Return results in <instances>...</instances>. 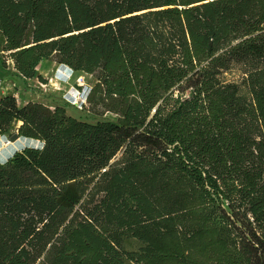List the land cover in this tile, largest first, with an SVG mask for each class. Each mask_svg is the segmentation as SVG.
<instances>
[{"label":"trees","instance_id":"trees-1","mask_svg":"<svg viewBox=\"0 0 264 264\" xmlns=\"http://www.w3.org/2000/svg\"><path fill=\"white\" fill-rule=\"evenodd\" d=\"M7 59L117 119L0 94V264H264V0H0Z\"/></svg>","mask_w":264,"mask_h":264},{"label":"rangeland","instance_id":"rangeland-1","mask_svg":"<svg viewBox=\"0 0 264 264\" xmlns=\"http://www.w3.org/2000/svg\"><path fill=\"white\" fill-rule=\"evenodd\" d=\"M15 73L16 69L11 59H7L5 67L0 65V94L14 95L20 106L33 101L53 108L65 107L68 114L90 122L99 119H117V115L110 112L102 116L94 115L89 110L88 102L80 105L79 101H75L80 95L79 90L82 92V88H85L87 94L88 89L94 85L96 79L91 74L76 71L68 65L53 59H43L37 67V74L43 76L44 81L37 76L25 78ZM240 73L238 69H235L231 74H227V77L229 79H239ZM80 84H83V86H80ZM16 132L19 133L16 129L0 137V161L6 162L16 151L23 149L17 147L11 150L12 155L4 157L3 150L9 148V146L4 145V142L8 139L11 140L10 136ZM21 139L23 138L21 137ZM40 143L35 142L34 144L40 145ZM141 245L142 242L135 237H126L124 240V246L128 250H139Z\"/></svg>","mask_w":264,"mask_h":264},{"label":"bare ground","instance_id":"bare-ground-1","mask_svg":"<svg viewBox=\"0 0 264 264\" xmlns=\"http://www.w3.org/2000/svg\"><path fill=\"white\" fill-rule=\"evenodd\" d=\"M21 137L23 138V139H21ZM18 140H16V141H12V140H6V142H4V145L5 146H9V148H7V149H5V150H3V152H4V157L5 156H10V155H12L11 154V150H14L15 148H17V147H21V148H25V147H27V146H35V147H40V146H42L43 145V143L41 142L40 143V145H35L34 143L36 142H40L39 140H36V139H33V138H28V137H23V136H21ZM31 141V142H30ZM34 144V145H33Z\"/></svg>","mask_w":264,"mask_h":264},{"label":"built area","instance_id":"built-area-1","mask_svg":"<svg viewBox=\"0 0 264 264\" xmlns=\"http://www.w3.org/2000/svg\"><path fill=\"white\" fill-rule=\"evenodd\" d=\"M80 86H83V84H80ZM79 90V89H78ZM79 97L75 100L76 102H80V105L82 104H86L87 100H86V89L82 88V92L81 90H79Z\"/></svg>","mask_w":264,"mask_h":264},{"label":"water","instance_id":"water-1","mask_svg":"<svg viewBox=\"0 0 264 264\" xmlns=\"http://www.w3.org/2000/svg\"><path fill=\"white\" fill-rule=\"evenodd\" d=\"M21 136L19 135V133H13L11 136H10V139L12 140V141H16V140H18L19 138H20Z\"/></svg>","mask_w":264,"mask_h":264}]
</instances>
